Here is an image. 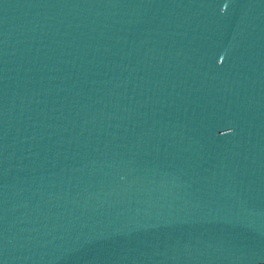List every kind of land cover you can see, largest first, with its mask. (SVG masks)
<instances>
[{"label": "water", "instance_id": "1", "mask_svg": "<svg viewBox=\"0 0 264 264\" xmlns=\"http://www.w3.org/2000/svg\"><path fill=\"white\" fill-rule=\"evenodd\" d=\"M0 264H264V0H0Z\"/></svg>", "mask_w": 264, "mask_h": 264}]
</instances>
